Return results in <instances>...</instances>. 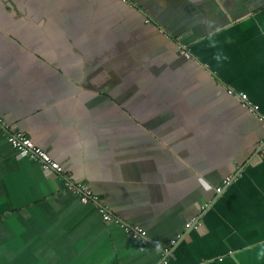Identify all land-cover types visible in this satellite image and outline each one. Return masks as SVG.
I'll list each match as a JSON object with an SVG mask.
<instances>
[{
  "label": "crops",
  "instance_id": "crops-1",
  "mask_svg": "<svg viewBox=\"0 0 264 264\" xmlns=\"http://www.w3.org/2000/svg\"><path fill=\"white\" fill-rule=\"evenodd\" d=\"M227 89L264 116V0H0V118L146 231L0 133V264H264V119Z\"/></svg>",
  "mask_w": 264,
  "mask_h": 264
},
{
  "label": "built area",
  "instance_id": "built-area-1",
  "mask_svg": "<svg viewBox=\"0 0 264 264\" xmlns=\"http://www.w3.org/2000/svg\"><path fill=\"white\" fill-rule=\"evenodd\" d=\"M182 52L185 56L189 55L187 51ZM227 93L235 94L239 98L240 103L244 108H246L250 113L257 116L259 120L264 119V116L259 112L258 105L252 103L245 93H236L232 89H227ZM0 133L4 136L5 140L10 145V147L13 148L17 153L27 155L29 158L38 161L42 169L44 170L59 174L62 179L61 182L63 184V187L67 191L75 194L80 202L95 203L97 206V210L104 222H112L120 226L122 231L131 239L141 241L142 243L146 242V231L143 228L138 225H130L123 223L118 218L112 216L108 211L107 207L99 201L98 196L94 192H92L85 184L77 181H71L65 176H63L61 173V165L55 160H53L48 152H46L41 146L32 142V140L28 138L25 134H23L21 131L14 129L2 118H0ZM226 182L227 179L223 180V184H226ZM220 190L221 187L216 188V192H219ZM194 222V220H191L190 222H187L184 227L188 228ZM173 243L174 241L172 240L171 244ZM168 251V248L162 249V260L160 264H165V256L168 255Z\"/></svg>",
  "mask_w": 264,
  "mask_h": 264
},
{
  "label": "water",
  "instance_id": "water-1",
  "mask_svg": "<svg viewBox=\"0 0 264 264\" xmlns=\"http://www.w3.org/2000/svg\"><path fill=\"white\" fill-rule=\"evenodd\" d=\"M263 145H264V144H262V146H263ZM262 146H261V147H262ZM195 223H196V222H195Z\"/></svg>",
  "mask_w": 264,
  "mask_h": 264
}]
</instances>
